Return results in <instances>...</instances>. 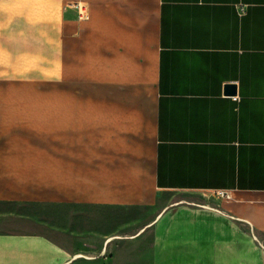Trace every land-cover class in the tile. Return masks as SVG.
Wrapping results in <instances>:
<instances>
[{
  "label": "crops",
  "instance_id": "crops-1",
  "mask_svg": "<svg viewBox=\"0 0 264 264\" xmlns=\"http://www.w3.org/2000/svg\"><path fill=\"white\" fill-rule=\"evenodd\" d=\"M0 264H264V0H0Z\"/></svg>",
  "mask_w": 264,
  "mask_h": 264
},
{
  "label": "built area",
  "instance_id": "built-area-1",
  "mask_svg": "<svg viewBox=\"0 0 264 264\" xmlns=\"http://www.w3.org/2000/svg\"><path fill=\"white\" fill-rule=\"evenodd\" d=\"M244 10V7L240 8V11L242 12ZM216 195L221 197V196H225L227 194V192L223 189H218L216 192Z\"/></svg>",
  "mask_w": 264,
  "mask_h": 264
},
{
  "label": "water",
  "instance_id": "water-1",
  "mask_svg": "<svg viewBox=\"0 0 264 264\" xmlns=\"http://www.w3.org/2000/svg\"><path fill=\"white\" fill-rule=\"evenodd\" d=\"M227 87H228L229 92H231V93L235 92V86L234 85H228Z\"/></svg>",
  "mask_w": 264,
  "mask_h": 264
}]
</instances>
